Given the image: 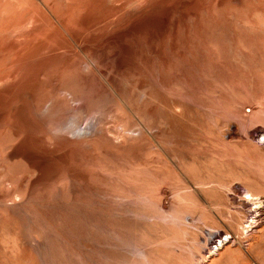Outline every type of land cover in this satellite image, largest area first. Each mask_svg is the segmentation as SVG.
Here are the masks:
<instances>
[{
    "label": "rangeland",
    "instance_id": "374dc122",
    "mask_svg": "<svg viewBox=\"0 0 264 264\" xmlns=\"http://www.w3.org/2000/svg\"><path fill=\"white\" fill-rule=\"evenodd\" d=\"M253 103L264 0H0V264H264Z\"/></svg>",
    "mask_w": 264,
    "mask_h": 264
},
{
    "label": "bare ground",
    "instance_id": "6f19581e",
    "mask_svg": "<svg viewBox=\"0 0 264 264\" xmlns=\"http://www.w3.org/2000/svg\"><path fill=\"white\" fill-rule=\"evenodd\" d=\"M42 48H43V46H41ZM41 48V49H42ZM255 106H257L255 103H253V104H251L250 106H245V108H243L242 110H241V112H240V114H239V116H241V117H243V119H244V121L245 122H242V124H243V128H244V132H246V131H248V129L250 128V125L252 124L253 125V123H257L256 121H258V120H256L257 119V117L259 116L260 117V114H263L264 113V107H256V108H254ZM247 109H250V113L249 112H247L246 110ZM116 114V113H115ZM263 116V115H262ZM47 117H49V115H47ZM51 118H52V116H51ZM50 118V119H51ZM49 119V120H50ZM53 119V118H52ZM264 120V119H263ZM262 120V121H263ZM261 121V120H260ZM250 130V129H249ZM108 132V131H107ZM249 132V131H248ZM247 133V132H246ZM50 138V140H54L53 139V137L51 138V137H49ZM67 143V142H66ZM90 142H89V140H87V146L88 147H90V148H92V149H94V146L92 145V144H89ZM54 144V143H53ZM57 145V147L58 148H66L67 146L65 145V144H62V143H56ZM258 201H259V203H260V205L262 206V207H264V196L262 197H260L259 199H258ZM264 209L263 208H261L260 210H258V216L257 217H255L254 218V220L252 221V225H255V224H257L260 220H261V222H262V220L264 219V211H263ZM258 225H259V223H258ZM256 227V226H255ZM255 227H253V228H255ZM226 243V242H225ZM224 242H222V240H221V242L219 243V245H217L216 246V250H218L219 248L221 249L223 246H224V244H225Z\"/></svg>",
    "mask_w": 264,
    "mask_h": 264
}]
</instances>
